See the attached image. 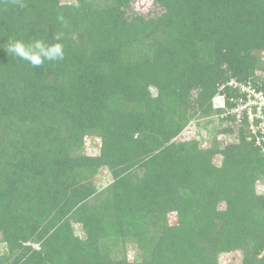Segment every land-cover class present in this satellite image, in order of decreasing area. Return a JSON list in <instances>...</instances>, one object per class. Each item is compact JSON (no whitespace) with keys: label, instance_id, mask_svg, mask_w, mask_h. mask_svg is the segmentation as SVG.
<instances>
[{"label":"trees","instance_id":"16d2710c","mask_svg":"<svg viewBox=\"0 0 264 264\" xmlns=\"http://www.w3.org/2000/svg\"><path fill=\"white\" fill-rule=\"evenodd\" d=\"M3 1L0 264H220L234 252L238 264H264V142L232 112L239 88L224 91L222 135L236 141L218 150L221 166L199 140L174 142L213 114L220 83L264 89L253 80L264 0H151L162 11L146 15L130 13L134 0L96 10L79 0L68 11L57 0ZM56 35L64 59L40 67L4 49ZM128 51L139 56L126 61ZM117 90L132 107L109 108ZM86 135L101 138L98 156L73 153ZM102 169L114 179L105 192Z\"/></svg>","mask_w":264,"mask_h":264},{"label":"rangeland","instance_id":"374dc122","mask_svg":"<svg viewBox=\"0 0 264 264\" xmlns=\"http://www.w3.org/2000/svg\"><path fill=\"white\" fill-rule=\"evenodd\" d=\"M107 0H88V7H93V10H96L101 7H106ZM110 2V1H109ZM0 3L2 0H0ZM79 4V0H57L58 7H62L64 10L68 11L70 8L76 6ZM108 7V6H107ZM132 7V10L130 9V13H138V14H149L152 11L160 12L161 11L158 8H155V4L151 0H134L133 2H130V8ZM132 11V12H131ZM41 21L43 19H40ZM69 24H73L74 18L69 17L67 19ZM69 29H72L69 27ZM70 32L74 33L75 30H69ZM256 54L258 55L260 59V63L258 65V69L256 71L257 75L253 78L254 81H259L264 83V50L263 51H257ZM139 55L137 53H134L133 51H128L126 53V56H124V60L126 61H133L132 59H137ZM204 55L201 58H205ZM205 60V59H204ZM235 79L232 78L228 82L220 83L218 85L217 94L214 97L212 101V108H213V114L209 117H203L201 118L200 115H198V120L200 121V126H198L197 120L191 122L188 127L174 140L177 144H182L184 142H191L193 139L199 140L201 143L202 148L204 150L208 151L210 154L213 155V163L217 165L218 167L221 166V163L223 162V155L220 154V151H222L227 144H232L236 141L235 137H229V136H223L222 132L224 129L228 128L229 121L226 120V118L230 115V108L226 105L227 97L224 94V91L227 87V83H231ZM55 81L54 78L49 77L48 82ZM110 99L108 101L109 108H117L119 110H124L125 108L132 107L133 105H130V102L128 101V97L126 96V93H119L118 90L113 93V95L109 96ZM192 92H190V95L188 96V100H193ZM134 103V101H132ZM239 125H244V123L239 122ZM245 127V125H244ZM61 137V139H60ZM58 140L59 143H66L67 140L64 138L66 137L65 134L61 135ZM64 139V140H63ZM249 141H251L250 136L248 138ZM102 147V140L97 135H86L84 137V142L82 144L81 149H75L73 151L76 152L75 155H80L81 157H95L100 154ZM220 150V151H218ZM264 151V150H263ZM25 155L23 153H19L15 156L14 160L15 162H19L22 158H24ZM136 173L139 177H143V169L137 168L135 169ZM99 176L96 179V185L98 186L99 191L105 192L108 187H111L114 183V179L111 177L109 172L106 169H102L99 172ZM256 192L258 194L264 195V184L261 185L259 181L256 183ZM224 205H222L223 207ZM170 222L173 224L175 222V215H171L169 217ZM81 233V228L77 226V233ZM32 247L35 249L39 248V245L30 243ZM5 247V246H3ZM2 252V251H1ZM132 251H130L131 254ZM132 257V256H131ZM242 260V254L240 252L236 253H227L223 254L220 257V264H238Z\"/></svg>","mask_w":264,"mask_h":264},{"label":"built area","instance_id":"2783aa9c","mask_svg":"<svg viewBox=\"0 0 264 264\" xmlns=\"http://www.w3.org/2000/svg\"><path fill=\"white\" fill-rule=\"evenodd\" d=\"M232 87H238L241 99L237 106L232 109L238 120H246L252 140L258 145L264 142V89L257 88L252 84H239L232 81Z\"/></svg>","mask_w":264,"mask_h":264},{"label":"clouds","instance_id":"9594fccd","mask_svg":"<svg viewBox=\"0 0 264 264\" xmlns=\"http://www.w3.org/2000/svg\"><path fill=\"white\" fill-rule=\"evenodd\" d=\"M54 39L57 42L49 43L43 39H34L26 43L23 40L12 39L7 42L4 49L7 54L26 61L33 67H40L46 61L58 62L64 59L63 45L58 42L61 39L60 35H56Z\"/></svg>","mask_w":264,"mask_h":264}]
</instances>
